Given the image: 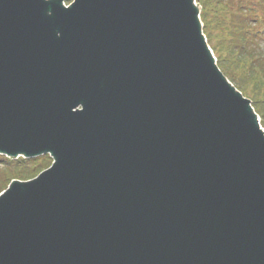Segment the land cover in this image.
<instances>
[{
  "label": "water",
  "instance_id": "95a60500",
  "mask_svg": "<svg viewBox=\"0 0 264 264\" xmlns=\"http://www.w3.org/2000/svg\"><path fill=\"white\" fill-rule=\"evenodd\" d=\"M199 13L0 0V155L52 160L0 194V264H264V130Z\"/></svg>",
  "mask_w": 264,
  "mask_h": 264
},
{
  "label": "trees",
  "instance_id": "16d2710c",
  "mask_svg": "<svg viewBox=\"0 0 264 264\" xmlns=\"http://www.w3.org/2000/svg\"><path fill=\"white\" fill-rule=\"evenodd\" d=\"M196 2L200 4L204 16L211 14L215 17H209L208 23L213 32L221 34L218 35L220 43L217 49L223 57L219 58L218 67L234 87L250 100L264 128V0ZM210 33H207L208 40L211 38ZM221 62H226V67H222ZM249 80L257 84V88H253ZM49 163L47 156L15 161L0 156V193L11 180L31 179L48 167Z\"/></svg>",
  "mask_w": 264,
  "mask_h": 264
},
{
  "label": "rangeland",
  "instance_id": "374dc122",
  "mask_svg": "<svg viewBox=\"0 0 264 264\" xmlns=\"http://www.w3.org/2000/svg\"><path fill=\"white\" fill-rule=\"evenodd\" d=\"M69 4V2H66V3H64V5L65 6H67ZM196 4H197V2H196ZM199 7H200V10H199V17H200V21H201V25H202V32H203V35L205 36V38H206V41H207V44H208V46H209V48H210V50H211V52L214 54V56H215V59L217 60V64H218V62H219V58L221 57H223L222 55V53L217 49V45L220 43V38L218 37V35L220 36L221 34L220 33H218V32H213V29H212V26L211 25H209V23H208V21H209V17H211V19H215V17L214 16H210L211 14H207V16H204V12H202V8H201V6H200V4H199ZM208 32H211L210 33V36H211V38L208 40V38H207V33ZM214 47H215V49L217 50V51H215V49H214ZM219 47H220V45H219ZM259 48V47H258ZM222 60V59H221ZM221 66L222 67H226V62H221ZM234 69V68H233ZM231 72V71H230ZM234 73V72H233ZM238 73L239 74H242L241 72H239L238 71ZM234 74H236V73H234ZM249 83L250 84H252V86H253V88H257V84H255L252 80H249ZM264 109V108H263ZM259 120H260V118H259ZM49 165H50V163H49ZM48 165V166H49ZM47 167V166H46ZM45 167V168H46ZM44 168V169H45ZM15 180H18V179H15ZM19 181H22V180H19Z\"/></svg>",
  "mask_w": 264,
  "mask_h": 264
}]
</instances>
